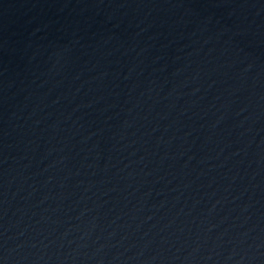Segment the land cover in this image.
Returning <instances> with one entry per match:
<instances>
[{
    "label": "water",
    "instance_id": "water-1",
    "mask_svg": "<svg viewBox=\"0 0 264 264\" xmlns=\"http://www.w3.org/2000/svg\"><path fill=\"white\" fill-rule=\"evenodd\" d=\"M0 264H264V0H0Z\"/></svg>",
    "mask_w": 264,
    "mask_h": 264
}]
</instances>
